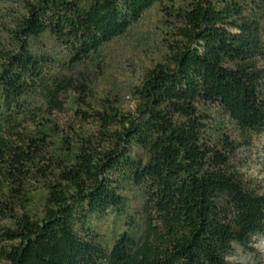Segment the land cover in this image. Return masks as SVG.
<instances>
[{
	"label": "trees",
	"instance_id": "trees-1",
	"mask_svg": "<svg viewBox=\"0 0 264 264\" xmlns=\"http://www.w3.org/2000/svg\"><path fill=\"white\" fill-rule=\"evenodd\" d=\"M0 19V264H230L264 235V193L229 170L264 136V0H15ZM156 9L162 61L99 95L100 50ZM52 49H60L61 55ZM94 68V70H91ZM136 190L108 244L91 226Z\"/></svg>",
	"mask_w": 264,
	"mask_h": 264
},
{
	"label": "rangeland",
	"instance_id": "rangeland-1",
	"mask_svg": "<svg viewBox=\"0 0 264 264\" xmlns=\"http://www.w3.org/2000/svg\"><path fill=\"white\" fill-rule=\"evenodd\" d=\"M15 0H0V19L9 21L16 7ZM156 9L147 12L121 37L105 45L99 52L95 70V87L99 95L117 93L124 100L125 108L132 107L130 89L138 85L145 69L162 61V25ZM52 49V47H50ZM61 55L60 49H52ZM94 70V68H91ZM210 125L223 126L231 140L240 145L230 156L229 170L235 173L247 189L257 194L264 193V136L251 135L242 138L234 124L218 106L209 108ZM126 208L119 217L109 211L100 219H92L91 226L104 242L112 240L126 229L125 222H132L140 206L136 190L126 194ZM252 250L234 247L230 264H264V235H254L249 245Z\"/></svg>",
	"mask_w": 264,
	"mask_h": 264
}]
</instances>
